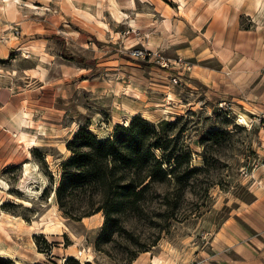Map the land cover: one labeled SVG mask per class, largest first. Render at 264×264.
<instances>
[{
    "label": "rangeland",
    "instance_id": "rangeland-1",
    "mask_svg": "<svg viewBox=\"0 0 264 264\" xmlns=\"http://www.w3.org/2000/svg\"><path fill=\"white\" fill-rule=\"evenodd\" d=\"M6 9L18 10L19 34L47 45L9 50L0 73L40 55L46 81L67 79L56 94H27L43 111L27 109V139L42 121L46 137L0 134V264H225L215 231L264 217V0L0 1ZM134 114L172 123L191 170L177 181L168 166L97 240L102 210L71 217L56 200L66 144L79 126L105 138Z\"/></svg>",
    "mask_w": 264,
    "mask_h": 264
},
{
    "label": "trees",
    "instance_id": "trees-1",
    "mask_svg": "<svg viewBox=\"0 0 264 264\" xmlns=\"http://www.w3.org/2000/svg\"><path fill=\"white\" fill-rule=\"evenodd\" d=\"M171 124H155L134 114L127 124H116L105 138L79 126L67 141L71 154L61 163L54 189L59 208L78 218L102 210L105 227L97 239L101 240L110 221L141 208L150 188L164 183L168 166L177 181L178 170H191V152L168 132Z\"/></svg>",
    "mask_w": 264,
    "mask_h": 264
},
{
    "label": "crops",
    "instance_id": "crops-1",
    "mask_svg": "<svg viewBox=\"0 0 264 264\" xmlns=\"http://www.w3.org/2000/svg\"><path fill=\"white\" fill-rule=\"evenodd\" d=\"M11 9L13 8L11 7ZM65 13H67L65 16L73 15L70 12ZM18 19V10L7 12L6 9L0 14V35L6 38L4 40L0 39V61L13 48L18 51L29 49L32 45H36L40 50L47 45V39L40 37V34H38V38L33 40L28 39L29 37L25 36L24 32L14 34L13 28L19 27ZM11 34L13 35L11 36ZM37 58V61L32 66L22 67L20 70L15 68V74L13 72L14 68H12V74H5L4 76L0 73V79L2 80L0 82V134L6 132L9 135L8 137L13 138V136L22 133L25 136L21 140L26 141L27 144L34 143L36 137H46L44 129L49 130L48 122L45 121L47 123L45 125L46 123L42 121V124H38L36 127L38 129V132H36L37 136L31 134L30 138L27 139V133L35 128V126L30 124V119L26 112L27 109H30V114L43 112L42 108H37L31 97L27 95L31 87L35 85L40 90L51 88L56 94L61 90V84L67 79L63 75L46 81L48 78L46 65L48 64L44 62L40 55ZM29 59L27 57L23 58L25 61H29ZM56 81L62 82L60 84V82L57 83ZM31 120L35 121L34 117H31ZM65 158L66 156L62 159L64 160ZM215 234V238L220 236L223 238L222 243H220V250L223 251L222 259L225 264H264V217L257 218L254 221L246 220L244 223L226 221L218 231H215ZM230 248L234 251H239L238 257L228 255L227 249L231 250Z\"/></svg>",
    "mask_w": 264,
    "mask_h": 264
},
{
    "label": "bare ground",
    "instance_id": "bare-ground-1",
    "mask_svg": "<svg viewBox=\"0 0 264 264\" xmlns=\"http://www.w3.org/2000/svg\"><path fill=\"white\" fill-rule=\"evenodd\" d=\"M18 1V0H17ZM30 4V3H29ZM28 5V4H27ZM30 6H32V7H34L35 5H30ZM163 113V112H162ZM144 116H146V118H148V114H146V115H144ZM241 118V117H240ZM243 121L245 122V123H247V120L245 119V118H243ZM126 123H127V121H126ZM125 123V124H126ZM18 136L20 137V138H22V137H24V134H22V133H19L18 134ZM25 167H26V165H25ZM27 169V168H26ZM28 170H29V168H28ZM26 173H27V175H29L30 173L26 170L25 171ZM28 177V176H27ZM157 263V262H156Z\"/></svg>",
    "mask_w": 264,
    "mask_h": 264
},
{
    "label": "built area",
    "instance_id": "built-area-1",
    "mask_svg": "<svg viewBox=\"0 0 264 264\" xmlns=\"http://www.w3.org/2000/svg\"><path fill=\"white\" fill-rule=\"evenodd\" d=\"M13 33H14V34H17V33H18V28H13ZM0 39H1V40H4L5 37L2 36V35H0ZM138 51H139V50L134 51L133 53L138 55V54H140V53L142 52V51H140V52H138Z\"/></svg>",
    "mask_w": 264,
    "mask_h": 264
}]
</instances>
